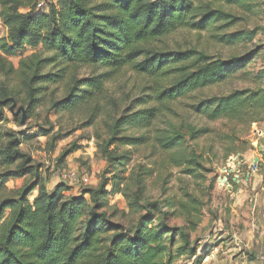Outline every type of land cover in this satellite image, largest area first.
I'll return each mask as SVG.
<instances>
[{
    "label": "trees",
    "instance_id": "1",
    "mask_svg": "<svg viewBox=\"0 0 264 264\" xmlns=\"http://www.w3.org/2000/svg\"><path fill=\"white\" fill-rule=\"evenodd\" d=\"M25 1L1 0L7 11L2 18L6 35L0 29V123L13 103L24 105L28 119L45 104L56 115L79 114L88 128L103 117L105 131L95 137L115 171L98 188L76 189L78 195H68L72 187L64 183L51 190L21 149L24 141L50 131L26 135L0 129V264H172L197 252L190 232L199 226L193 218L200 212L198 202L181 204L180 215L190 227L169 228L164 221L156 225L157 204H140L149 171L126 178V169L118 172V166H128L131 152L120 150L152 145L168 153L183 144L181 129L161 128L167 103L226 83L248 62L246 57L210 61L193 50L170 51L161 45L180 29L206 31L224 21L234 25L237 19L199 0H57L48 11ZM226 1L241 5L245 0ZM28 49L34 53L16 68L10 58ZM48 67L52 69L46 72ZM84 69L92 72L82 76ZM125 70L150 79L149 93L116 98L108 85ZM244 105L264 111V100L243 101L237 93L198 104L196 110L218 120ZM188 132L192 138L202 136L193 127ZM196 159L189 154L172 158L177 167H189ZM27 176L34 183L18 191L8 188V180ZM115 194L126 199L131 214L143 212L135 224L115 220L118 211L109 200Z\"/></svg>",
    "mask_w": 264,
    "mask_h": 264
},
{
    "label": "rangeland",
    "instance_id": "2",
    "mask_svg": "<svg viewBox=\"0 0 264 264\" xmlns=\"http://www.w3.org/2000/svg\"><path fill=\"white\" fill-rule=\"evenodd\" d=\"M38 1L33 0L31 6L36 9ZM199 1L212 3L216 9L236 18L237 23L231 25L230 20L224 21L206 31L180 29L165 39L161 47L180 52L193 50L206 55L210 61L246 57L248 63L238 67L224 84L167 103L161 128L181 129L186 135L183 144L168 153L152 145L121 149V154L131 152V160L126 168L119 165L118 172L126 169L124 175L128 178L131 174L137 177L149 171L140 204H157L160 217L156 225L164 221L169 228L190 227L187 218L180 215L181 204L198 202L200 212L193 218L197 216L199 226L190 232V241L197 252L189 251L172 264H264V111L253 112L244 105L234 115L210 120L196 110L198 104L235 93L243 101L249 97L257 102L264 100V0H245L241 5L226 0ZM29 2L26 0L25 4ZM6 11L0 0V29L4 35L2 18ZM33 53L28 49L23 56L19 54L10 61L18 68L21 59ZM51 69L48 67L46 72ZM91 72L84 69L81 75ZM3 83L4 78L0 76V86ZM150 87V79L130 70H125L116 82L108 85L118 99H125V95L132 99L142 97L149 93ZM19 107L24 105L18 103L15 113ZM80 118L79 114L56 115L51 105L45 104L22 125V113L17 116L7 108L0 129L23 131L26 135L41 129L50 131L49 135L41 134L24 141L21 149L31 158V165L47 179L51 190L61 183L56 175L62 171L87 175L90 183L82 186L83 190L98 188L115 171L114 164L102 156L95 137L97 131H105V118L89 128ZM190 127L200 130L202 136L192 138L188 132ZM70 150L73 152L64 158ZM188 154L198 157L196 163L189 167L174 165L173 157ZM225 178L230 183L228 186ZM34 181L32 176L10 179L7 186L18 191ZM79 193L72 187L68 195ZM38 194L37 189L29 196L30 201ZM109 200L112 209L118 211L115 220H122L128 226L135 224L143 213L131 214L121 194L109 195ZM180 244L178 242V246ZM207 248L210 250L204 255ZM200 257L204 258L201 263L198 262Z\"/></svg>",
    "mask_w": 264,
    "mask_h": 264
},
{
    "label": "built area",
    "instance_id": "3",
    "mask_svg": "<svg viewBox=\"0 0 264 264\" xmlns=\"http://www.w3.org/2000/svg\"><path fill=\"white\" fill-rule=\"evenodd\" d=\"M54 0H39L37 4V9L42 11H47L53 3ZM56 177L70 187L75 189H81L82 186L88 185L90 183V178L87 175H79L76 172H58ZM225 184L228 186L230 183L227 182V178H225Z\"/></svg>",
    "mask_w": 264,
    "mask_h": 264
},
{
    "label": "water",
    "instance_id": "4",
    "mask_svg": "<svg viewBox=\"0 0 264 264\" xmlns=\"http://www.w3.org/2000/svg\"><path fill=\"white\" fill-rule=\"evenodd\" d=\"M17 108V103H13V105L11 106V111L18 115L20 113H22V125H25L26 124V121H27V114H26V110L24 107H19L17 112L15 113V109Z\"/></svg>",
    "mask_w": 264,
    "mask_h": 264
}]
</instances>
